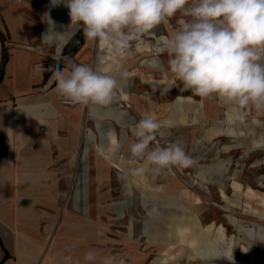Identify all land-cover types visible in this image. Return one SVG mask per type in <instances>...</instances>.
<instances>
[{
	"label": "rangeland",
	"instance_id": "obj_1",
	"mask_svg": "<svg viewBox=\"0 0 264 264\" xmlns=\"http://www.w3.org/2000/svg\"><path fill=\"white\" fill-rule=\"evenodd\" d=\"M45 2L31 0L34 7L28 11L37 35L44 26ZM52 14L55 20L69 17V9L55 7ZM68 22L70 35L58 56L60 68L63 63L78 64L82 41H87L82 29ZM138 40L131 42L130 49ZM85 47L90 58L85 62L79 60L80 64L96 68V42ZM73 49L79 51L77 56ZM111 63L112 60L107 59L106 67ZM133 74L127 83L129 101L122 103V107L110 104L111 107L105 106L102 111L89 106L87 196L91 222L102 233L99 240L90 238V242L104 244L105 256H122L125 264H264V242L254 243L246 236V231L253 228L260 239H264V109L257 117L253 116L257 119L254 123H227L223 125L226 131L219 135L216 132L219 124L204 121L202 112L190 106L193 100L201 101L202 98L191 91L181 94L180 83L173 75L161 78L156 70L145 73L141 66ZM167 84L172 86L166 88ZM118 96L116 91L114 99L118 100ZM180 96L186 98L181 116L180 105H175ZM210 98L215 99V96ZM117 106L121 107L119 111ZM149 114L161 124L162 135H157L153 144L181 143L195 161L191 167L173 166L158 175L151 172L140 177L128 174L129 169L139 164L131 158L130 145L135 137L129 125ZM91 143L104 144L106 158H111L114 166L112 161L97 154ZM175 183L178 184L177 195L170 192ZM187 190L191 200L185 207L183 198ZM165 196L173 199L172 205L162 202ZM176 209L180 216L186 211L191 213L199 236L210 226L216 234L218 230L223 233H210L208 239L214 242L210 250L197 245L199 249L194 251L198 255L197 262L181 257L180 254L190 256L191 252L173 249L176 243L165 241L172 248L165 254L163 249L167 247L160 244V236L148 239L145 229L156 233L165 228L164 233L171 236L167 224L171 217L179 214ZM93 225L90 230L94 231ZM133 229L139 233L136 239L131 238Z\"/></svg>",
	"mask_w": 264,
	"mask_h": 264
},
{
	"label": "crops",
	"instance_id": "obj_2",
	"mask_svg": "<svg viewBox=\"0 0 264 264\" xmlns=\"http://www.w3.org/2000/svg\"><path fill=\"white\" fill-rule=\"evenodd\" d=\"M63 6L46 0L43 30L37 35L35 22L28 15L34 7L31 0H0V264H64L67 255L87 264L83 254L89 250L96 251L95 264H100L105 256L104 244L90 242V238L99 240L102 233L91 222L87 196L89 106L72 104L61 97L49 71L70 35V18L55 20L52 14L55 7ZM49 18L57 34L43 40L50 29ZM180 18L177 13L168 23L143 34L124 54L96 42V68L119 80L114 107L129 101L127 83L138 66L145 73L156 70L161 78L172 75L167 70L169 56L161 37L170 35ZM82 43L80 53L73 51L76 56L79 53L78 64L90 58L85 45L93 41ZM107 59L112 63L106 67ZM153 60L159 62L158 66H150ZM68 67L63 63L61 69ZM123 70L131 73L126 82L119 79ZM185 101L180 96L175 104L180 105V116ZM190 106L202 112L204 121L218 123L219 135L226 131L223 125L227 123H254L257 119L253 116L260 111L251 106L244 109L247 115L241 121L237 116L240 109L217 97L193 100ZM93 107L103 111L105 106ZM91 146L106 158L104 144Z\"/></svg>",
	"mask_w": 264,
	"mask_h": 264
},
{
	"label": "clouds",
	"instance_id": "obj_3",
	"mask_svg": "<svg viewBox=\"0 0 264 264\" xmlns=\"http://www.w3.org/2000/svg\"><path fill=\"white\" fill-rule=\"evenodd\" d=\"M61 3L86 40L104 44L117 54L128 52L131 42L180 13L178 27L161 37L169 56L167 70L181 83L180 91L201 98L215 96L234 105L240 109L237 116L241 121L247 115L244 109H264V0H52L54 6ZM47 22L50 29L43 40L57 34L50 18ZM53 59L57 64L49 71L61 97L82 106L112 104L119 87L115 76L86 64L70 63L67 70L61 69L59 59ZM149 63L158 66L159 62ZM130 76L123 70L119 79L126 82ZM129 128L135 137L131 158L139 162L128 170L129 175H158L173 166L188 168L195 163L179 142L153 144L162 133L160 122L152 115ZM246 236L254 243L264 242L253 228ZM63 259L64 264H80L71 255ZM83 259L95 264L96 251L85 252ZM100 264H125V259L108 255Z\"/></svg>",
	"mask_w": 264,
	"mask_h": 264
},
{
	"label": "bare ground",
	"instance_id": "obj_4",
	"mask_svg": "<svg viewBox=\"0 0 264 264\" xmlns=\"http://www.w3.org/2000/svg\"><path fill=\"white\" fill-rule=\"evenodd\" d=\"M120 101L124 102V98L123 97H120L119 98ZM107 159V158H106ZM145 182V181H144ZM177 189H178V184L175 183L173 185H171V193H176V195L178 194L177 192ZM179 191V190H178ZM221 198L224 199L225 198V194L224 192L221 191ZM151 199V198H150ZM152 200V199H151ZM191 200V197H190V194H189V191L187 190V192H185L184 194V198H183V204L185 205V207H187V203H189L188 201ZM173 199H171L170 197L168 196H165V199L162 200V202H165L166 204H168L170 206V204L172 205ZM161 202V201H160ZM174 202V201H173ZM197 204V203H196ZM175 211V209H173ZM172 210V211H173ZM176 211L179 212V210L176 209ZM157 212V211H156ZM150 215L151 212H149ZM154 218V217H153ZM152 218V219H153ZM194 218L191 217V213L190 212H185L184 214H182L180 216V212L179 214L177 213V215L173 218L171 217L170 218V221L168 222L167 226H169V232L171 234V236L167 235L164 233V229H160V232H156V233H152L149 229H145V231L147 232L148 234V239L149 237L151 238H154L155 235H157L158 237L160 236V244L162 245H166L167 248L163 249V252L166 254V252H168L170 249L169 246H167L166 242H169L170 244L171 243H176L177 246L176 248H173V249H176L177 251H182L184 252L185 250L186 251H190L191 254L190 256H185L183 253L180 254L181 257H183L184 259H186L187 261H189L188 259H192L193 262H197L199 259H198V255L195 254L194 251H198L197 249H199V247H197V245H201V248L200 249H208L210 250L211 248V245H214V242H212V239H208V236L211 235L210 233L211 232H215L213 231V228L212 226L206 228L205 230H203L204 232V235L201 237L199 236L200 234H198L197 232V228L198 226L195 225L194 221H193ZM159 222V221H158ZM151 224V223H150ZM155 224V223H154ZM162 224V223H161ZM153 225V224H152ZM151 225V226H152ZM197 226V227H196ZM237 229V228H236ZM135 231H137L135 229ZM134 229H133V233L131 235V238H134L136 239V237L139 236V233L138 232H135ZM158 231V230H157ZM151 232V233H150ZM166 232V231H165ZM194 232L197 234L193 235ZM221 235L223 234L220 230H218L217 234L215 232V235H218L220 234ZM99 235V234H98ZM198 236V237H197ZM130 238V237H128ZM150 238V239H151ZM218 238V237H217ZM129 240V239H128ZM215 240V239H214ZM217 241V240H216ZM215 241V242H216ZM150 242V241H149ZM164 242V243H163ZM169 245V244H168ZM200 255H203L202 253H199ZM245 255V254H244ZM179 256V258H180ZM243 256V255H242ZM246 256V255H245ZM200 263V262H199ZM167 264V263H166Z\"/></svg>",
	"mask_w": 264,
	"mask_h": 264
},
{
	"label": "trees",
	"instance_id": "obj_5",
	"mask_svg": "<svg viewBox=\"0 0 264 264\" xmlns=\"http://www.w3.org/2000/svg\"><path fill=\"white\" fill-rule=\"evenodd\" d=\"M73 51H76V49H73Z\"/></svg>",
	"mask_w": 264,
	"mask_h": 264
}]
</instances>
